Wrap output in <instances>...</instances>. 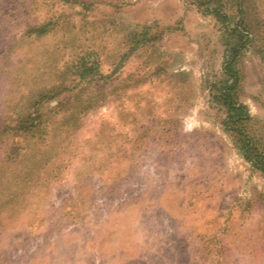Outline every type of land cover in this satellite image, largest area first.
<instances>
[{"label": "rangeland", "instance_id": "1", "mask_svg": "<svg viewBox=\"0 0 264 264\" xmlns=\"http://www.w3.org/2000/svg\"><path fill=\"white\" fill-rule=\"evenodd\" d=\"M202 2L0 0V264H264V179L209 100ZM242 8L237 96L264 132V0Z\"/></svg>", "mask_w": 264, "mask_h": 264}, {"label": "trees", "instance_id": "2", "mask_svg": "<svg viewBox=\"0 0 264 264\" xmlns=\"http://www.w3.org/2000/svg\"><path fill=\"white\" fill-rule=\"evenodd\" d=\"M226 1L230 0H203L202 2L206 5L215 4L207 11L213 13L216 21L223 26L224 51L220 74L209 85V100L223 109L224 117L221 122L223 129L233 136L240 154L261 173L264 179V132L253 127L252 116L237 96L242 78L240 58L249 41V30L242 13V0H232L235 3L236 18L220 9L221 4ZM38 29H40L38 31L45 30L43 27ZM147 29L144 27L142 35L146 34ZM29 31L34 32L33 28ZM97 65L96 60L82 56L74 67L78 78L83 79L90 75H98Z\"/></svg>", "mask_w": 264, "mask_h": 264}]
</instances>
